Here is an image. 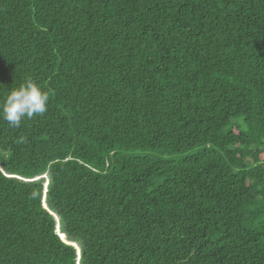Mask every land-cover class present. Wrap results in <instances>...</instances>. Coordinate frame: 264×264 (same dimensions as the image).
<instances>
[{"label":"trees","instance_id":"trees-1","mask_svg":"<svg viewBox=\"0 0 264 264\" xmlns=\"http://www.w3.org/2000/svg\"><path fill=\"white\" fill-rule=\"evenodd\" d=\"M27 79L0 264H264V0H0V103Z\"/></svg>","mask_w":264,"mask_h":264},{"label":"clouds","instance_id":"clouds-1","mask_svg":"<svg viewBox=\"0 0 264 264\" xmlns=\"http://www.w3.org/2000/svg\"><path fill=\"white\" fill-rule=\"evenodd\" d=\"M50 92L43 90L34 80L27 79L12 88L0 103V119L11 128L21 127L23 120H32L48 111Z\"/></svg>","mask_w":264,"mask_h":264},{"label":"rangeland","instance_id":"rangeland-1","mask_svg":"<svg viewBox=\"0 0 264 264\" xmlns=\"http://www.w3.org/2000/svg\"><path fill=\"white\" fill-rule=\"evenodd\" d=\"M44 176L47 177V181L45 183V187H46L48 185V180H49L48 176L45 174V175L39 176L37 178L44 177ZM58 234L60 235V237L62 238V240H65V237L63 236V234H61L59 231H58Z\"/></svg>","mask_w":264,"mask_h":264},{"label":"water","instance_id":"water-1","mask_svg":"<svg viewBox=\"0 0 264 264\" xmlns=\"http://www.w3.org/2000/svg\"><path fill=\"white\" fill-rule=\"evenodd\" d=\"M64 236V235H63Z\"/></svg>","mask_w":264,"mask_h":264}]
</instances>
